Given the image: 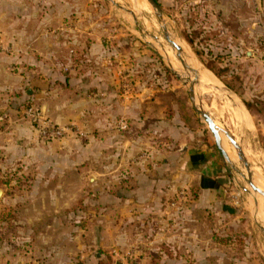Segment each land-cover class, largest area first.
<instances>
[{"label": "rangeland", "instance_id": "rangeland-1", "mask_svg": "<svg viewBox=\"0 0 264 264\" xmlns=\"http://www.w3.org/2000/svg\"><path fill=\"white\" fill-rule=\"evenodd\" d=\"M156 1L234 99L199 91L264 188V0ZM121 3L0 0V264H264V198L194 110L151 6Z\"/></svg>", "mask_w": 264, "mask_h": 264}, {"label": "water", "instance_id": "water-1", "mask_svg": "<svg viewBox=\"0 0 264 264\" xmlns=\"http://www.w3.org/2000/svg\"><path fill=\"white\" fill-rule=\"evenodd\" d=\"M111 1V0H110ZM147 3L151 6L152 10L154 11L158 22L160 24V27L162 28L163 36L164 39L173 51L176 52V57L179 59L181 62L183 68L189 72L190 74L194 75V79L190 81H186L187 86L189 87V98L191 100L192 106L194 110L197 112V114L201 117V119L204 121V123L207 125L208 129L214 136V140L216 142V147L222 154L224 160L226 163L232 168L235 169V166L233 165V162L231 160V157L229 156V153L224 147V140H228L230 144L235 148L238 159L241 164H243L244 168L246 169L245 172H247V175L245 176V181L247 185L250 187V189L258 194L261 195V197L264 198V190L258 187L254 173L252 172L251 165L249 163V160L247 159L243 147L239 145V143L231 136L230 132L219 126L216 122L215 119L211 116V114L205 109L202 100L199 97V94L196 91V86L200 82V75L199 73L193 69L183 58V49L181 46L174 40L172 37L170 31H169V26L168 23H166V18L164 15V12L160 6V4L156 0H146ZM172 69H174L172 67ZM175 70V69H174ZM176 71V70H175ZM177 72V71H176ZM181 77V75H180ZM182 78V77H181ZM230 173L231 169L229 168ZM3 191L0 190V197L2 196ZM255 205H257V202L255 200ZM261 230L264 232V227L259 225Z\"/></svg>", "mask_w": 264, "mask_h": 264}, {"label": "bare ground", "instance_id": "bare-ground-1", "mask_svg": "<svg viewBox=\"0 0 264 264\" xmlns=\"http://www.w3.org/2000/svg\"><path fill=\"white\" fill-rule=\"evenodd\" d=\"M116 2H118V3H121L122 1H131V0H115ZM138 1H136V3H137ZM124 3V2H123ZM128 3H130V2H128ZM138 3H140V2H138ZM143 4H144V2H143ZM121 5H122V3H121ZM138 7V6H137ZM141 8V7H140ZM145 9V8H144ZM136 10V9H135ZM177 42V41H176ZM178 44H179V42H177ZM180 45V44H179ZM181 48L183 49V58L185 59V61L193 68V69H195L198 73H199V75H200V82H199V84L196 86V91H197V93L198 94H200V92L202 93V92H205V91H207V92H209L210 94H212L213 93V96H214V92L216 93V92H221L222 94H223V96L222 97H225V98H227V100H229V99H231V100H234L232 97H231V95H230V93H228L224 88H223V86L220 88V87H218V85L216 84V81H215V78L213 77V75L210 73V72H208V71H205V69H202V68H200L199 67V65L193 60V59H191L190 57H189V55L188 54H190V53H187L186 51V49L182 46V43H181ZM167 47V46H166ZM174 53H173V55H174V60L172 61V65L176 68V69H178V70H181V72L182 73H186V76H187V79H184V77L183 76H181L185 81H190V80H193L194 79V75L193 74H190L189 72L187 73V71L183 68V66H182V64H181V62L179 61V59H177V57H176V52L175 51H173ZM179 73V72H178ZM182 73L180 74V75H182ZM186 83V82H185ZM200 91V92H199ZM224 92H226L227 93V95L224 93ZM220 93V94H221ZM219 94V95H220ZM202 95V94H201ZM201 95H200V97H201ZM210 96V95H209ZM212 96V97H213ZM237 105V104H236ZM237 107V106H236ZM238 108V107H237ZM237 111H239L240 112V114L242 115V117H245V113H244V111H243V109H241V108H239V109H236ZM212 116V115H211ZM217 123V122H216ZM218 124V123H217ZM219 125V124H218ZM220 126V125H219ZM224 147H225V149L227 150V152L229 153V156L231 157V160H233V161H236V156L234 155V153H232L231 151H230V149H229V147H228V145L226 144V140H224ZM235 151V150H234ZM232 161V162H233ZM263 168V167H262ZM254 171V170H253ZM255 172V171H254ZM253 172V173H254ZM258 172V171H257ZM256 172V173H257ZM264 172V171H263ZM255 174V173H254ZM258 174H260V173H258ZM256 175V174H255ZM264 175V174H263ZM259 177V176H258ZM264 177V176H263ZM258 185V184H257ZM258 187L259 188H261L262 190H264V188H262V186L259 184L258 185ZM257 207V206H256ZM257 209V208H256ZM255 216V215H254ZM258 218L257 219H259V221L264 225V205H260L259 206V208H258Z\"/></svg>", "mask_w": 264, "mask_h": 264}, {"label": "crops", "instance_id": "crops-1", "mask_svg": "<svg viewBox=\"0 0 264 264\" xmlns=\"http://www.w3.org/2000/svg\"><path fill=\"white\" fill-rule=\"evenodd\" d=\"M206 70L209 71V72H211L208 69H206ZM212 75L215 77V75L213 73H212ZM216 80L219 82V80L217 78H216ZM204 157H205L204 154H203V156L202 155L200 156V155H196V154H191V157H190L189 161L187 162V165H191V166L196 165L197 162H199V160H201ZM218 164L219 163H214V164H211V165H207V166H205V168H203L201 170L202 171L201 173L203 174V177L200 180V185L202 187V190L208 191V192H212V191L218 190V188L216 186V181H214L213 180L214 178H212L213 176H217V178H222V176H220L221 175V172L219 170H217ZM184 175H187L190 178L193 177V175L188 174V173H185V174L183 173L179 177L183 178ZM180 185L181 184H177V186H180ZM177 186L175 185L174 188H177ZM155 194L156 193H149L150 200L153 199V201H156V199H154L156 197ZM143 206H149V205L146 202H144Z\"/></svg>", "mask_w": 264, "mask_h": 264}, {"label": "built area", "instance_id": "built-area-1", "mask_svg": "<svg viewBox=\"0 0 264 264\" xmlns=\"http://www.w3.org/2000/svg\"><path fill=\"white\" fill-rule=\"evenodd\" d=\"M28 113L32 116L34 122L42 120L41 109L33 107V108L29 109ZM43 135H44V137L61 138L63 135V130H60V129L49 130V128H48L47 130H44Z\"/></svg>", "mask_w": 264, "mask_h": 264}, {"label": "trees", "instance_id": "trees-1", "mask_svg": "<svg viewBox=\"0 0 264 264\" xmlns=\"http://www.w3.org/2000/svg\"><path fill=\"white\" fill-rule=\"evenodd\" d=\"M245 106L247 107L248 111H250L252 113L250 105L245 103Z\"/></svg>", "mask_w": 264, "mask_h": 264}]
</instances>
